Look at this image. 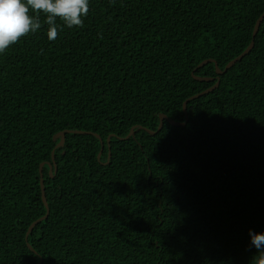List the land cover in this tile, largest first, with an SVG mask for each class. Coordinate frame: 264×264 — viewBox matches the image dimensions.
I'll return each instance as SVG.
<instances>
[{
	"label": "trees",
	"instance_id": "trees-1",
	"mask_svg": "<svg viewBox=\"0 0 264 264\" xmlns=\"http://www.w3.org/2000/svg\"><path fill=\"white\" fill-rule=\"evenodd\" d=\"M264 0H90L0 55V264H251L264 234ZM213 78L200 82L193 78ZM211 92L190 99L214 85ZM166 121L153 136L159 115ZM64 130L62 148L53 136ZM110 138L109 148L106 138ZM49 208L43 217L39 165ZM108 151L110 157L108 158Z\"/></svg>",
	"mask_w": 264,
	"mask_h": 264
},
{
	"label": "clouds",
	"instance_id": "clouds-1",
	"mask_svg": "<svg viewBox=\"0 0 264 264\" xmlns=\"http://www.w3.org/2000/svg\"><path fill=\"white\" fill-rule=\"evenodd\" d=\"M89 11L90 0H0V55L36 33L42 27L41 14L46 16L49 41H55L63 30L57 20L67 28H81ZM250 235L252 246L257 249L251 264H264V234Z\"/></svg>",
	"mask_w": 264,
	"mask_h": 264
},
{
	"label": "water",
	"instance_id": "water-1",
	"mask_svg": "<svg viewBox=\"0 0 264 264\" xmlns=\"http://www.w3.org/2000/svg\"><path fill=\"white\" fill-rule=\"evenodd\" d=\"M264 19V12L257 18L256 22H255V25H254V29H253V33H252V41L251 43L249 44V46L247 47V49L241 53L238 57H236L235 59H233L232 61H230L226 66L225 68L221 71L218 67H217V64L214 60L212 59H209V60H206V61H203L202 63H200L196 69H199L201 68L202 66H204L205 64L207 63H214L215 64V71H216V74L219 76V75H222L224 74L229 68H231L237 61L241 60L244 56H246L249 51L251 50V48L253 47V40L259 30V27H260V24L261 22L263 21ZM193 78L197 81H200V82H212L214 81L213 78H208V77H196V76H193ZM217 79V78H216ZM219 85V80L217 79L216 82L214 83V85L212 87H210L209 89H207L206 91L200 93V94H197V95H194L193 97H191L190 99H194V98H197L199 97L200 95L202 94H205V93H208V92H211L212 90L216 89ZM186 102L185 101L182 105V110H183V113H184V116H185V119L183 122H175L171 119H169L166 115H163V114H160L159 115V124H158V127L155 131H152V130H149L147 128H144L142 126H138V127H131L129 133L126 135V137L124 138H118L119 140H127L129 139L130 137H133L134 134H135V131L136 130H143L145 132H147L149 135L153 136L154 134H156L157 132H159L163 126V121H166L169 125L173 126V127H184L186 125V122L188 120V117H187V112H186ZM66 134H79V135H89V136H94L95 138H97L100 142V151L97 155V159L99 160L100 159V156H101V153H102V149H103V142L102 140L100 139V136L97 135V134H94L92 132H85V131H73V130H64V131H60L59 133H57L56 135L53 136V141H58V143L55 145V149H59V148H62L63 145H64V141H65V136ZM113 137V135H109L107 138H106V143L108 145V148H109V143H110V138ZM110 157V151H108V158ZM44 165H47L48 167V174H49V177H53L55 172H56V165H55V162H54V153L53 151L51 152V161L50 162H43L39 165V186H40V193H41V201L46 209V213L43 217L37 219L36 221H34L33 223H31V225L28 227L27 229V232L25 234V242H26V246L27 248L31 251V252H34V250L31 248V246L27 243V238L29 236V234L31 233V231L33 230V228L41 221L45 220L49 214V208H48V204H47V200H46V196H45V187H44V180H43V175H42V168ZM54 168V174L52 173V169ZM35 253V252H34ZM38 264H41V260Z\"/></svg>",
	"mask_w": 264,
	"mask_h": 264
}]
</instances>
